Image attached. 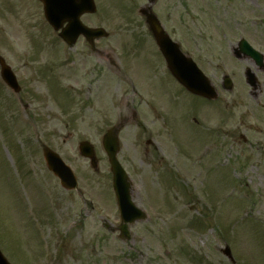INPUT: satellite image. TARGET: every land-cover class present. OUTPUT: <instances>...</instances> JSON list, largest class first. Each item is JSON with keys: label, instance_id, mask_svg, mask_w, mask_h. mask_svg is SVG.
<instances>
[{"label": "rangeland", "instance_id": "obj_1", "mask_svg": "<svg viewBox=\"0 0 264 264\" xmlns=\"http://www.w3.org/2000/svg\"><path fill=\"white\" fill-rule=\"evenodd\" d=\"M93 1L96 13L81 21L108 33L95 43L105 55L91 54L80 38L63 67L66 55L55 46L60 40L44 24L39 3L0 0V56L22 84L27 105L25 113L16 112L14 94L0 83V250L10 264H229L221 252L227 245L236 264H264V72L249 59L229 57L241 38L264 55V0H153L152 12L170 39L217 88L224 75L234 87L219 90L209 108L180 94L173 111L141 89L158 111L140 109L118 135L130 198L147 215L129 226V241L103 230L105 221L118 227L119 217L110 207L101 139L134 108L128 90L122 103L111 61L145 76L154 70L152 39L137 14L148 0ZM32 41L50 51L36 52ZM245 69L258 79L255 97ZM172 85L161 79L154 86L161 105L170 100L159 90ZM139 86L149 88L146 80ZM190 109L198 116L192 118ZM157 118L170 128L150 122ZM81 141L95 149L96 172L79 156ZM43 146L72 169L82 198L63 190L47 170ZM44 224L50 230L43 228L40 242L34 233Z\"/></svg>", "mask_w": 264, "mask_h": 264}, {"label": "water", "instance_id": "obj_2", "mask_svg": "<svg viewBox=\"0 0 264 264\" xmlns=\"http://www.w3.org/2000/svg\"><path fill=\"white\" fill-rule=\"evenodd\" d=\"M45 4L46 17L56 30L59 29L63 22L68 23L66 28L63 29V32L60 33V36L67 42V44H73L76 38L79 35H83L89 43H91L95 38L105 36L104 32L101 30H89L82 26L79 22V17L84 13H93L94 5L91 0H40ZM147 16L148 24L152 32L153 37L159 50L165 57V60L168 63L169 70L172 74L180 81L186 84L187 87L193 86L198 87L199 93L211 95L208 87L205 86L206 81L202 79L200 73L195 69V65L190 62V60L185 59L178 46L171 43L167 35L160 29V25L155 19L154 16L150 15L147 11H143ZM240 51L245 55L252 57L256 63L260 66L262 65V58L258 56L251 48H249L243 41L239 45ZM3 78H6L12 86L15 87V83L12 82L7 71L3 72ZM249 81L251 85H254L253 76L249 74ZM113 133L109 132L107 135H104L103 147L105 148L110 163L112 172L114 174V188L117 194L119 205L122 211V216L127 221H133L139 217V213L132 210V205L130 203V198H128V184L126 181L125 173L119 167L115 155L118 150L116 137L112 136ZM80 153L87 158H91L92 166H95L93 149L87 143H81L79 146ZM45 159L55 173H57L65 184L71 183L72 176L69 170L64 167L62 162L58 159L56 155L51 153L48 150L44 151ZM71 185V184H70ZM126 214V217H125ZM0 264H6L5 261L0 257Z\"/></svg>", "mask_w": 264, "mask_h": 264}]
</instances>
